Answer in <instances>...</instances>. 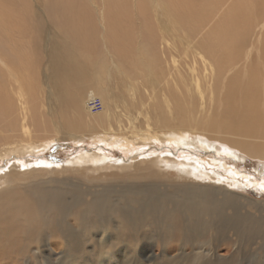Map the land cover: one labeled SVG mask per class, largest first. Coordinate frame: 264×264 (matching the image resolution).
Listing matches in <instances>:
<instances>
[{
	"label": "bare ground",
	"instance_id": "6f19581e",
	"mask_svg": "<svg viewBox=\"0 0 264 264\" xmlns=\"http://www.w3.org/2000/svg\"><path fill=\"white\" fill-rule=\"evenodd\" d=\"M102 1L106 40L126 62L124 67L112 62L111 67L90 73L95 64L99 32L88 4L95 5L97 0H56L58 7L64 8L60 12L65 30L69 27L67 34L85 58V62L69 67L73 59L56 57V69L60 71L57 76L63 86L56 101L79 117L81 123L42 121L34 109L39 101L37 90L27 77L21 83L27 98L22 99L17 116L1 125L0 139L4 141L0 142V164L4 160L21 170L14 174L10 169L0 170V264H25L27 261L21 258L32 260L33 249L39 250L38 264H53L52 260L62 252L67 260L60 264H90L85 257L86 248L95 236L102 234L92 256L114 254L109 250L122 242L130 246L131 252L141 234L149 232V227H157L164 241L175 237L188 242L190 238H204L201 232L210 228V217L221 210L252 205L242 202L244 195L231 192L224 184H253V178L228 166L225 157L217 151L233 159L238 157L237 152H242L249 158L264 161V30L258 41H251L264 14V0L232 1L202 39L194 41L195 55L191 41L213 20L226 0ZM6 11L0 8V24L25 32L20 16L12 18ZM133 15L146 30L145 44L139 45L135 40ZM179 25L185 31L181 37L175 29ZM168 37L173 44L166 42ZM177 40L189 46L194 58L193 66L188 67V78L178 66L179 52L174 44ZM250 47L254 52L249 51ZM32 50L37 58V48ZM19 51L15 47V53ZM199 51L206 58L204 62L196 56ZM23 53L19 52L18 56H29ZM183 53L187 54V50ZM24 64L30 67L32 60L27 58ZM239 64H242L240 68L233 70ZM126 68L132 69L130 78L122 73L127 74ZM118 73L121 82H126L132 91L131 99L125 100L126 95L111 91L112 83L106 82ZM137 78L141 79L144 91L136 88L133 80ZM200 78L209 103H205L204 119L198 125L195 118ZM161 82L162 92L157 91ZM66 85L72 89L67 90ZM137 91L142 100L138 99ZM1 96L0 117H11L13 112ZM119 105L129 123V127L124 124L125 131L119 116L115 120L117 128L111 124V111L114 113ZM137 105H141L140 110L146 106L145 113L139 112L145 116L144 123L132 120ZM153 120L161 135L152 131ZM146 125L150 128L144 130ZM92 132L105 136V139L96 137L103 144L85 149L65 163L45 156L42 150L47 146L56 148L59 140H76ZM157 139L181 145L187 156L176 158L174 153H168L169 147L157 148ZM111 146L130 156L114 157L107 152L112 151ZM186 146L190 148L185 149ZM164 149L167 151L160 152ZM211 150L219 154L214 162L202 159L201 153L207 155ZM24 169L30 171L23 173ZM46 170L71 171L75 177L40 176ZM171 170L179 173L178 181L166 185L167 189L160 188L158 178L164 177L163 174L169 176ZM258 172L264 174V163ZM26 173L31 174L23 178ZM211 180L224 184L215 185ZM259 186L264 188V183L259 181ZM260 204L264 206V201ZM230 216L234 219L235 213ZM239 218L237 228L241 224L245 226L249 219ZM170 219L173 222L166 224ZM108 238L113 239L111 244H105ZM54 250L59 252L53 253Z\"/></svg>",
	"mask_w": 264,
	"mask_h": 264
},
{
	"label": "rangeland",
	"instance_id": "374dc122",
	"mask_svg": "<svg viewBox=\"0 0 264 264\" xmlns=\"http://www.w3.org/2000/svg\"><path fill=\"white\" fill-rule=\"evenodd\" d=\"M232 1L234 0H226V3L228 2L229 4L224 3L223 6H221L218 10V14L216 13L212 18L213 20L209 21L208 24L204 26L203 30L199 33L195 40L191 41L193 55H195L194 50L196 49L194 41L199 42L202 39L208 29L219 19L222 12L225 10V8L227 9L228 5H230ZM102 4V0H97V3L95 5L88 4V7L91 8V12L95 20V27L99 32V38L97 37L96 40V43H98V47L96 46L97 48L95 50V64L91 68L90 73L99 72L101 67H111L112 62H116L119 64L120 67H124L123 64H125L126 62L118 56V54L114 51V49L108 44L106 40V26L103 20ZM0 8L7 10V14L12 18H16L17 15L20 16L21 27L25 28V32H23L16 30V28L13 29L12 27H7L6 25L2 26L0 24V58H2L3 60L2 63L5 64L3 65L2 63H0V96L2 95L1 97L6 100V105L9 106L13 112L11 117H0V134L3 133L1 125H3V123H10L12 121V118H14V116H17L18 109L20 106H22V99L27 98L25 96L24 90L21 89V83L24 82L27 77L34 83V86L37 90V98L39 101L35 106L36 108L34 107V109L38 111L37 115L42 121L44 120L45 123H69V121L71 123H81L79 117L73 116L71 110H64L62 104L56 101L57 94L63 89V86L60 84L59 78L57 76L60 71L56 69V57L58 56L59 59H73L74 62L73 64H70L69 67L79 62H85L84 52L81 50V48L77 46L71 36L68 35L66 32L67 30L69 31V27L65 30L64 25L62 24V22H64L61 17L63 13L60 12V10L64 8L58 7L56 0H0ZM135 16L136 15H133L135 40L139 45H142L145 44L144 32L146 30L142 27L141 20L136 18ZM28 19H31L30 23L28 22ZM27 22L31 27L30 29L28 27ZM175 29L176 33L179 34L180 37V34H183L185 32L183 28L180 27V25L177 28L175 27ZM263 30L264 14L262 20L257 26L255 32L256 34L252 36L251 41H258L261 37V33L263 32ZM166 42L169 44H173L171 37H168ZM174 44L176 46L177 51L179 52V55L176 56L178 60V66L188 78V67L190 65L193 66V55L189 52V46L183 45L178 40L175 41ZM15 47H18L20 49L19 52H24L29 56L19 57V52L15 53ZM35 47L38 50V54H36L38 56L37 58L33 57L32 49H34ZM184 49L187 50V54L183 53ZM251 50L252 47L249 48V51ZM252 52H254V50H252ZM196 56L200 60V62H204L206 60V58L202 55L200 51L199 55ZM27 58H30L32 60V65L30 67H27L24 64ZM20 60L22 63L18 64L17 62ZM241 65H237V67H234L233 70H237L238 68H240ZM125 70L127 74L122 71L123 75L126 78L127 76L130 78L132 75V69L126 68ZM113 76L114 77H112L111 80L106 81H110L112 83L111 91L114 90L115 93L120 92L121 94H124V96L126 95L124 97L125 100L126 97L127 99H131L133 93L127 87L126 82H121L120 74H113ZM116 76L120 79L118 78L117 80ZM133 81H135L136 88L139 89L140 92L144 91V87L141 84L140 78L134 79ZM199 81L200 91L196 98L198 107L195 118L196 123H198V125H200L202 120L204 119L203 109L205 103L206 105L209 103L208 96L205 90V84L201 83V78ZM119 85L123 86L121 87ZM65 88L67 90H71L72 86L66 85ZM162 88L163 82H161L157 86V91L162 92ZM119 90H121L122 92ZM147 91L149 90L147 89ZM136 94H138V99L142 100L139 97L138 91L136 92ZM135 102L137 103V100H135ZM140 107L141 105H137V110H133L135 116L141 110V112L144 111L143 113H145L146 106L142 107L141 110ZM143 113H139V115L137 114L136 117H134L133 115V122H146L145 116L140 115ZM111 115V118L113 119H111V124L114 128H117L118 126V123L115 121L116 116H119V119H121V124L123 126L122 129L124 131L126 130V127H129L128 119L125 116L124 110H122V106L117 107V109L114 110V113L112 109ZM30 116V113H28L27 117L29 121L31 119ZM91 124L92 123H90V125ZM124 124L126 125V127H124ZM152 124L154 126V129L152 131L156 132L157 135H161L156 131L157 126L154 120ZM153 126L151 125V128ZM149 128L150 127H147L146 125L144 130H147ZM39 132H41V130H39ZM87 134H83L81 138L76 140L74 138L59 140V145H56V148H48L47 146V149L44 148L42 150L45 156L62 159L63 161L61 163H65L68 159L80 154L85 149L91 150L92 146H95L96 144H103V142H100V140L96 137L100 136L101 138L105 139V136L101 135L100 133L96 134V132H92V134ZM162 139L156 140L157 148H165L166 146L169 147L170 151L168 150V153H174L173 157L176 158H185V156H187V153L183 151L184 147H181V145L176 146L172 141L169 143L167 141H162ZM1 141L4 140L0 139V142ZM211 141H216V143L219 142L218 140ZM149 145L152 146L153 144L151 143ZM189 148L190 147L188 146L185 147V149ZM111 149L112 151L107 152L112 153L114 157L130 156L129 153L127 154L114 146H111ZM165 151L167 150L164 149L160 152ZM141 152L146 151L144 150ZM217 152L220 154V156L225 157V159L223 160L227 161L228 166H233L234 170H237L239 173L246 174L249 178H253V184L245 182L243 183V186L238 185L240 187L234 184H230L228 182H226L225 184L223 183L224 186H227V189H229L231 192H238L243 194L244 198H241L242 202H252V205L248 204L245 206H241L230 203L234 206L225 208L224 210H221L219 214L210 217V228L205 229L201 232V234L203 233V235L205 236L204 238H199L195 240L190 238V241L188 242L183 238L177 239L175 237H171L168 241H164L161 238L160 232L157 227H149L147 228L149 232L141 234V239L137 242L135 249L131 252L129 250L131 249L130 246H127L125 243L122 242L118 243L117 245L114 244V249L109 250L113 251L114 254H95L92 256V252L98 248L97 244L99 242V239L102 237V234H99L95 236L97 237L95 238L97 239L96 244L94 243L95 239H93V241L87 244L85 257L90 261V264H264V206L260 204V201H264V188H260L259 186V181L261 183H264V174H259V172L257 173V169L261 168V165L264 163V161L260 159L249 158L242 152H237V156H241L239 157L240 160L237 159L238 157L235 159L230 158L229 155H225L223 151ZM219 154L211 150V152L207 155H203L201 153V156L202 159L206 161L210 160L209 162H214V159H216L215 156ZM2 163L3 164H0V170L2 171H8L10 169V173L14 174L19 173V170H21V167H18L17 165H8L9 162H7L6 164L4 160ZM4 166L5 168L2 169V167ZM182 169L184 170L185 168L182 167ZM29 171L30 169H24L23 173ZM47 171L48 170H46V172H44L40 176L45 178L75 177V174L71 171H66L67 173H65V171H54L52 173ZM113 171L117 173L121 172V170ZM30 174L31 173L24 174L23 178L28 177ZM176 174L179 175L176 170H171V172L168 174L169 176L163 174L164 177L161 176L160 178H158L159 185L161 186L160 188L167 189L166 185L169 186L170 183H175L176 181H178L179 177H177ZM183 179L185 178L183 177ZM26 180H32V178H28ZM195 181L197 182L198 180ZM210 182H214L213 184L215 185L222 184L213 180H211ZM233 213H235V218L231 219L230 215ZM239 216H246V218L249 219L245 226L241 224L240 227L237 228V224L240 220ZM172 222L173 220L170 219L166 224H171ZM237 229L240 230L238 231L239 238H237ZM150 230H153L154 232L152 233L150 232ZM46 242L48 243V241ZM112 242L113 239L108 238V240L105 241V244H111ZM234 243L235 246L232 245ZM56 252L59 251H53V253ZM33 253L34 256L32 257V260L29 261L27 257H24L21 258L22 261H27L25 264H38L39 260L36 261V259H38L37 255H39V250L33 249ZM54 258L55 256H52V259ZM63 260L65 262L67 260V255L64 252H62V255L60 257L57 256L56 259L52 261L54 262L53 264H60ZM41 264L46 263L41 262Z\"/></svg>",
	"mask_w": 264,
	"mask_h": 264
}]
</instances>
